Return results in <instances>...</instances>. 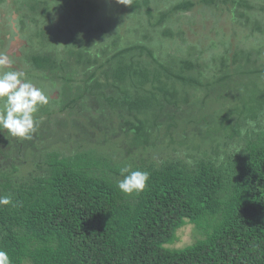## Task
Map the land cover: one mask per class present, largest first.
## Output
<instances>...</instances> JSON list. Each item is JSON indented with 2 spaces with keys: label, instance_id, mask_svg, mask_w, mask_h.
<instances>
[{
  "label": "trees",
  "instance_id": "trees-1",
  "mask_svg": "<svg viewBox=\"0 0 264 264\" xmlns=\"http://www.w3.org/2000/svg\"><path fill=\"white\" fill-rule=\"evenodd\" d=\"M6 22L51 97L32 139L0 132L12 264H264V0H0Z\"/></svg>",
  "mask_w": 264,
  "mask_h": 264
},
{
  "label": "clouds",
  "instance_id": "clouds-1",
  "mask_svg": "<svg viewBox=\"0 0 264 264\" xmlns=\"http://www.w3.org/2000/svg\"><path fill=\"white\" fill-rule=\"evenodd\" d=\"M117 3L131 5L132 0H116ZM50 96L26 79L25 73L12 67V61L0 57V132L19 140L32 139L38 121L36 113L48 105ZM125 173H127L125 175ZM123 179L118 188L126 195L142 192L149 179L147 171L129 168L121 169ZM15 206L10 196H0V206ZM0 264H12L9 254L0 249Z\"/></svg>",
  "mask_w": 264,
  "mask_h": 264
},
{
  "label": "rangeland",
  "instance_id": "rangeland-1",
  "mask_svg": "<svg viewBox=\"0 0 264 264\" xmlns=\"http://www.w3.org/2000/svg\"><path fill=\"white\" fill-rule=\"evenodd\" d=\"M196 10V9H195ZM197 11V10H196ZM189 16H191V18H193L192 16L195 15V12L194 11H190L188 13ZM195 19H202L204 20L205 22H207V24L209 23V19L208 17H204L203 15L197 13ZM7 27H9L7 25ZM10 28V27H9ZM196 30V29H195ZM203 31V30H202ZM211 33H215L214 31H212ZM191 32L189 31L188 32V36H191ZM198 35L202 36V37H205L206 34H204V31L203 32H200L198 33ZM213 35V34H212ZM198 38V37H197ZM195 39V40H198V39ZM239 38V37H238ZM252 40V39H250ZM198 234L196 231H194V225L193 224H185L183 225L182 227H180L176 233V238L174 240L173 243L169 244V246L171 247H182V246H187L191 243H193V241L197 238ZM200 237V236H199ZM198 237V238H199Z\"/></svg>",
  "mask_w": 264,
  "mask_h": 264
},
{
  "label": "flooded vegetation",
  "instance_id": "flooded-vegetation-1",
  "mask_svg": "<svg viewBox=\"0 0 264 264\" xmlns=\"http://www.w3.org/2000/svg\"><path fill=\"white\" fill-rule=\"evenodd\" d=\"M6 12L10 13L8 9H6ZM1 22H2V20H1ZM6 24L10 27V22H6ZM3 25L0 26V29H1L0 39H4L5 37H8L9 32H10V28L7 27V25L3 27ZM18 39L19 40H17V39L13 40L10 43L9 47L6 49V51L3 52V55L2 56L0 55V57H7L9 60L12 61V67L15 70L24 72L23 69H20V66L18 64L19 60L21 59V52L19 51V47L23 44L22 40L20 38H18ZM0 52H1V50H0Z\"/></svg>",
  "mask_w": 264,
  "mask_h": 264
}]
</instances>
